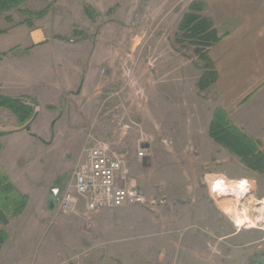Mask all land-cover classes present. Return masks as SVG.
<instances>
[{
  "label": "rangeland",
  "instance_id": "1",
  "mask_svg": "<svg viewBox=\"0 0 264 264\" xmlns=\"http://www.w3.org/2000/svg\"><path fill=\"white\" fill-rule=\"evenodd\" d=\"M27 1L31 7H37L39 2ZM178 2L181 14L175 15L165 26L161 24L160 15L169 8L170 0H122L120 9L116 5L111 7L115 11L116 23H109L112 20L110 8L87 32L78 29L77 35L86 33L91 36L94 30L104 29L105 39L100 40V47H114L118 55L115 62L99 66L97 76L93 74L89 81L86 95L81 98L73 95L72 99L66 97L61 105L57 104L64 108L62 112L65 111L66 116L61 122L64 130L57 134V128L47 126L42 136L38 134L49 141L56 137L52 144L32 140L30 145L29 140L7 138L4 148H0V160L13 172L12 175L24 172L23 180L28 181L19 185V190L4 170L10 182L27 195L29 201L32 198L20 216L9 214L8 224L0 225V230L6 234L4 243L9 241L0 256V264H133L138 258L136 253L141 261L161 264V259L168 256L177 260L185 258V261L195 256L200 258L202 250L198 245L202 244L201 240L210 243V250H205L204 257L212 264L214 260L215 264H253L262 259L255 233L243 234L248 241L245 246L226 238L228 219L225 211L232 198L213 192V183L218 177L247 170L241 158L235 157L237 155L224 146L225 149L216 152L214 158L211 153L198 156L164 152L163 146L182 147L186 137L192 140L191 132L207 130L205 105L213 95L210 88L205 91L199 88L204 61L197 54L196 45L179 37L180 21L190 5L187 7L189 0L173 1L174 4ZM22 4L8 11L22 13L21 6L27 7ZM157 5H161L160 13L156 11L159 7L154 8ZM68 21L79 23L76 18ZM60 29L69 33L73 28L64 24ZM43 49L45 52L41 55L39 50ZM50 49L48 44L31 53L27 50L17 52H25L20 57L25 67L23 81L34 82L48 69V73L56 71L55 53ZM14 76L16 78V72ZM41 89L45 100L54 97L53 90ZM42 103L39 120L44 126L53 112ZM0 132H3L2 128ZM98 140L125 155L131 178L137 183L143 201L104 209L113 211L97 220L98 212L89 221L77 215L58 213L55 205L54 208L50 206L51 202L58 201L72 180L74 171L83 161L84 148ZM141 144L152 148L151 158H137ZM18 159L26 161V165L30 163V169L29 166H20ZM197 178L202 180L201 190H205V200L211 212L216 210L214 228L213 225L200 224L199 212L194 209L196 197L185 196L191 188L185 181ZM224 183L220 182V185ZM237 185L228 186L241 190L242 196L250 191V187L244 188V184ZM238 204L233 203L234 207ZM261 205L253 204V208ZM103 227L108 234L102 231ZM4 228L10 232L9 240ZM135 244L137 250L133 247ZM42 253L46 258L42 256L39 260Z\"/></svg>",
  "mask_w": 264,
  "mask_h": 264
},
{
  "label": "crops",
  "instance_id": "2",
  "mask_svg": "<svg viewBox=\"0 0 264 264\" xmlns=\"http://www.w3.org/2000/svg\"><path fill=\"white\" fill-rule=\"evenodd\" d=\"M121 1L39 0L38 4L35 3L37 7H31L28 1L24 2V5H27V7L21 6V8L32 12H40L47 9L43 17H33V20L31 16L22 11L23 9L21 10L22 13L19 10L16 12L15 10L5 11L9 13H4L3 11L0 13V95L7 97L25 96L30 98L31 101L35 102L36 100L38 103H36L37 115L25 126L20 124L17 116L10 109L0 107V128L3 129V132L7 133L3 137H0V148H4L7 138L24 140L25 142L29 140L30 145L33 143L32 140H41L44 143L52 144L56 137H52L50 141L41 137V133H45L46 127L50 126L51 129L57 128L55 130L57 134L64 130V123L61 124V122L66 115L65 111L62 112L64 108H60L58 105H61L60 103L66 97L72 99L73 95L79 98L86 95L89 81L94 77L93 74L97 76L99 66L115 62L114 58L118 55L114 47H100V40L105 39V35H103L104 29L101 28L100 31L94 30L93 36L86 33L77 35L79 34L77 31L78 29L80 31L86 29L87 32L92 24H97L100 21V17L105 14L103 12L106 9L110 10L114 5L120 9ZM173 1L170 0L169 8L164 10V14L160 15L163 26L176 17L175 15L181 14L179 2L174 4ZM192 1L189 0L187 7ZM203 1L206 5V13L213 18L216 28L221 34H226L221 41L209 49V56L218 72V79L210 87V90L213 92L212 99L205 105L207 108L206 120L208 121V128L200 132L197 130L191 132L190 136H192V140L191 137L190 139L186 137L185 144L182 147H174V145H170V147L163 146L165 148L164 152L177 154L192 153L198 156L203 153H211V158L216 157V152H220V149H225L210 136V126L217 109L223 110L226 113L227 120L253 138L258 143L260 150L264 152V0ZM124 3H127V1ZM132 4H134V1H132ZM158 7L160 9L156 11L160 13L161 5H157L154 8ZM110 11H112V20L109 23H116L114 8H111ZM151 13H154L153 10ZM24 15L25 18H23ZM75 18L79 23L68 21L69 19L75 20ZM64 24H69L73 29L69 33H63L60 28ZM48 44L51 48L50 50L55 53L57 62L56 71L48 73L50 72V69H48V72L42 73L41 76L39 75L34 82L23 81L25 67L20 57L24 56L25 52H21L20 54L17 52L27 50L31 53ZM39 51H41L39 52L41 55L45 52L44 49ZM14 72H16V78H13L15 77ZM19 77H22L20 81ZM76 86L78 89L75 88ZM45 87L54 91V97L51 100H45V96L43 97L42 95L44 92L41 88ZM42 101L46 107L52 106L49 109L53 112V115L46 120L47 123L44 126L41 124V120H39ZM27 127H30V130ZM208 132L209 137L207 136ZM38 134L41 136H38ZM169 136L171 137V134ZM79 153L80 151L78 150L77 156ZM221 157L223 158V156ZM235 157L240 158L239 156ZM18 162L22 167L29 166V169L31 167L30 163L26 165V161H22V159H18ZM198 165H200L199 162ZM0 166L10 175L12 182L18 189L19 185H25L28 182L23 180L26 175L23 171V173L15 176L12 175L13 172L10 171L3 160H0ZM193 167H196V165ZM257 172L261 174L258 175ZM226 176L218 177L213 183V191L215 193L218 192L219 187L215 188V186L217 184L220 185V182L231 185L241 183L245 185L244 188L250 187V191L241 197L237 206L234 207V202L232 201L230 207L228 206V209L225 211L228 219V224H226V230L228 229V234H226L228 236L226 235V238L230 237V242L233 243L234 241L239 246H245L248 244V241L247 236L243 237V234L253 232L257 236L255 242H258V250L264 254V222L258 219L256 226H251L250 223L251 220L259 218L260 209L259 207L253 208V204L258 205V203H262L264 200V173L247 166V170L244 173ZM201 181L199 178L196 180H186L185 184L191 185V188L186 192L185 196L193 195L196 197L197 204L194 209L199 212L198 218L200 224L213 225L214 228L217 222L216 210L214 209V212H211V207L205 200V190H201ZM179 183L180 181L178 180ZM237 186L239 187V185ZM31 202L32 198L27 208ZM111 211L113 210L103 209L101 213L98 212L96 214L95 220L101 216L108 215ZM257 212L259 213L258 215L256 214ZM240 214L247 218V221H244L241 225L235 222V218ZM258 223H260V226H258ZM1 229L3 228L1 227ZM208 230V233H210L211 228L209 227ZM5 231L9 240L10 232L9 230ZM102 231L108 234L105 227L102 228ZM234 234L235 236L240 234L242 237H235ZM8 242L4 243L0 250V256L3 250L6 249ZM201 243L198 245L202 250L200 258L192 252L191 254L195 256L192 260L187 259L185 261V258L181 257H178L179 259L177 260V258L168 256L161 259V264H212L211 262H207L204 257L207 253L205 250H210L209 241L201 240ZM133 247L137 250L136 244ZM42 256L44 259L46 258V254L44 253H42L40 258L39 256L37 257L40 260ZM132 256L134 255L132 254ZM136 256L138 258H135L134 261L131 259L133 264H149L147 260H140L139 253H136ZM213 264H215V260Z\"/></svg>",
  "mask_w": 264,
  "mask_h": 264
},
{
  "label": "trees",
  "instance_id": "3",
  "mask_svg": "<svg viewBox=\"0 0 264 264\" xmlns=\"http://www.w3.org/2000/svg\"><path fill=\"white\" fill-rule=\"evenodd\" d=\"M25 1L27 0H0V13L18 8ZM22 11L31 17H43L47 9L40 12H32L27 9ZM225 35L219 32L213 18L206 13L205 2L193 0L180 21L179 37L182 38V41H191L195 44L197 54L204 61V69L198 81L202 91L212 87L218 79V72L210 59L209 49L221 41ZM29 101L30 99L25 96L7 97L0 95V107L11 109L22 125L31 121L38 112L36 103ZM5 133L0 132V136ZM210 136L217 143L239 156L249 168L264 173V152L260 150L258 143L232 125L227 120L226 113L221 109H217L215 112L210 126ZM28 201V196L18 191L0 166V225L8 224L9 214L16 217L20 216ZM5 238V232L0 230V248ZM261 256L262 259L253 262V264H264V254Z\"/></svg>",
  "mask_w": 264,
  "mask_h": 264
},
{
  "label": "built area",
  "instance_id": "4",
  "mask_svg": "<svg viewBox=\"0 0 264 264\" xmlns=\"http://www.w3.org/2000/svg\"><path fill=\"white\" fill-rule=\"evenodd\" d=\"M141 144L137 158L146 160L151 148ZM137 183L131 178L125 155L98 140L83 150V161L67 188L59 195L55 210L89 221L103 209L142 202Z\"/></svg>",
  "mask_w": 264,
  "mask_h": 264
},
{
  "label": "bare ground",
  "instance_id": "5",
  "mask_svg": "<svg viewBox=\"0 0 264 264\" xmlns=\"http://www.w3.org/2000/svg\"><path fill=\"white\" fill-rule=\"evenodd\" d=\"M148 145V144H147ZM151 152H152V154H151V156L153 155V150H152V148H151ZM151 156H149L148 158H151ZM228 185H230L229 183L228 184H221L220 185V187L218 188V194H223L224 196H226V197H230V198H232V201L233 202H235V203H237L238 204V201H239V199H240V197H242V191L241 190H239V189H237L236 187H233V186H228ZM219 186V184H217L216 186H215V188H217ZM214 192V191H213ZM218 197V196H217ZM219 198V197H218ZM229 199V198H228ZM226 201H227V199H226ZM227 204V203H226ZM262 205L260 206V214H259V218H256V219H253V220H251L250 221V223H251V226H256V222H257V220L259 219V220H262L263 222H264V200L262 201V203H261ZM55 205V204H54ZM223 205H225V204H223ZM235 205V204H234ZM54 208V207H53ZM258 217V216H257ZM235 220L237 221L236 223H243L244 222V220H247V218H246V216H237L236 218H235ZM259 224V223H258ZM240 225V224H239Z\"/></svg>",
  "mask_w": 264,
  "mask_h": 264
},
{
  "label": "water",
  "instance_id": "6",
  "mask_svg": "<svg viewBox=\"0 0 264 264\" xmlns=\"http://www.w3.org/2000/svg\"><path fill=\"white\" fill-rule=\"evenodd\" d=\"M27 128L30 130V127H27ZM50 206H51V207H54V203L51 202Z\"/></svg>",
  "mask_w": 264,
  "mask_h": 264
}]
</instances>
